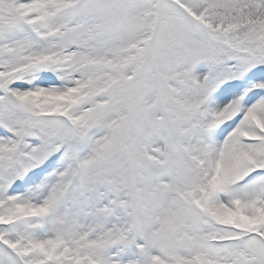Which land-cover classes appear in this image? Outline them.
<instances>
[{
	"label": "snow or ice",
	"instance_id": "obj_1",
	"mask_svg": "<svg viewBox=\"0 0 264 264\" xmlns=\"http://www.w3.org/2000/svg\"><path fill=\"white\" fill-rule=\"evenodd\" d=\"M0 264H264V0H0Z\"/></svg>",
	"mask_w": 264,
	"mask_h": 264
}]
</instances>
